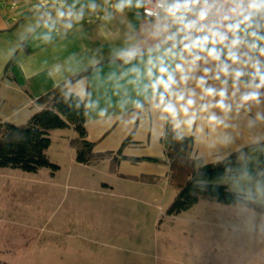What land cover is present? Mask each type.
<instances>
[{
    "label": "rangeland",
    "instance_id": "1",
    "mask_svg": "<svg viewBox=\"0 0 264 264\" xmlns=\"http://www.w3.org/2000/svg\"><path fill=\"white\" fill-rule=\"evenodd\" d=\"M67 133L50 131L55 171L0 167V264H264V212L201 198L169 215L171 184L119 178L108 158L79 163ZM233 169L222 182L264 204V174Z\"/></svg>",
    "mask_w": 264,
    "mask_h": 264
},
{
    "label": "clouds",
    "instance_id": "2",
    "mask_svg": "<svg viewBox=\"0 0 264 264\" xmlns=\"http://www.w3.org/2000/svg\"><path fill=\"white\" fill-rule=\"evenodd\" d=\"M113 7L142 21L112 53L131 77L135 98L124 103L132 122L154 120L174 140L216 153L217 163L231 154L242 118L249 143L264 144V0H116ZM57 17L71 28L83 9ZM77 94L88 95L82 84Z\"/></svg>",
    "mask_w": 264,
    "mask_h": 264
},
{
    "label": "crops",
    "instance_id": "3",
    "mask_svg": "<svg viewBox=\"0 0 264 264\" xmlns=\"http://www.w3.org/2000/svg\"><path fill=\"white\" fill-rule=\"evenodd\" d=\"M93 3L95 10L90 7ZM115 3L116 0H0V121L22 118L25 122L42 107L37 102L41 95L81 73L70 89L77 94L82 84L88 93L82 98L85 105H96L86 107L85 121L86 137L95 142L94 149L112 152L104 158L114 164L119 178L151 185L159 181L170 184L165 134L154 120L142 117L132 122V106L124 103L135 98L133 85L128 83L131 77L124 75L127 66L122 67L112 56L125 43L132 27L138 28L142 21L132 11L118 14ZM81 9L83 18H71V28L64 27L68 17H57L58 10L78 13ZM45 22L51 27L48 42L43 39L49 34ZM101 109H106L103 117L99 116ZM239 125L238 139L226 150L231 153L226 158L235 154L232 168L250 167L264 174V144L251 145L243 118ZM65 129L70 145L74 132ZM260 130L264 131V127ZM123 155L140 159L132 161ZM186 155L197 164L217 162L216 153L195 148L192 143ZM149 157L158 160L146 159ZM137 166L146 171H136ZM143 175L153 180L140 178Z\"/></svg>",
    "mask_w": 264,
    "mask_h": 264
},
{
    "label": "trees",
    "instance_id": "4",
    "mask_svg": "<svg viewBox=\"0 0 264 264\" xmlns=\"http://www.w3.org/2000/svg\"><path fill=\"white\" fill-rule=\"evenodd\" d=\"M70 77L50 91L41 95L37 102L41 108L31 114L23 123L0 121V167L18 168L27 172H36L42 167L53 171L58 164L52 162L47 154L51 144L50 131L71 128L74 135L70 145L75 150V160L89 164L110 156L112 152H97L95 142L86 137L85 101L70 89V85L79 75ZM125 143V142H124ZM190 141H177L171 133L165 134L166 156L169 161L168 180L176 193L168 204L165 213L177 215L192 208L201 198H207L221 204H240L264 212V204L240 192L230 190L228 183L222 182L227 175L237 172L232 168L236 155L217 163H196L186 155ZM136 161L140 158L125 156ZM145 159V158H143ZM149 160H158L149 157ZM153 180L151 176H140Z\"/></svg>",
    "mask_w": 264,
    "mask_h": 264
}]
</instances>
